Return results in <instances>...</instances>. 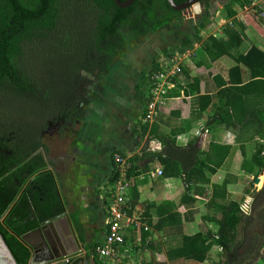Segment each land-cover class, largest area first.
<instances>
[{
    "label": "trees",
    "instance_id": "16d2710c",
    "mask_svg": "<svg viewBox=\"0 0 264 264\" xmlns=\"http://www.w3.org/2000/svg\"><path fill=\"white\" fill-rule=\"evenodd\" d=\"M186 1L175 0L177 3ZM252 1H225L217 10L227 19H233V22L225 23L221 33L210 34L202 40L200 31L211 22L212 0H200L205 18L195 27L193 34L182 38L177 48H164L153 59L150 70L142 73L141 82L145 83L160 71V58L172 56L176 52L185 53L195 43L201 42L202 52L212 63L223 57L233 60L226 76L220 73L214 75V91L200 89L201 77L198 74L208 71L203 69L204 62L198 61L194 63L199 68L195 72L198 74L191 76L196 67L193 66L191 70L189 65L192 66L193 61L188 57L179 76L191 82L183 84L178 76L174 79L175 89L169 91L168 95H180V88L185 89V95L198 94L199 110L202 113L212 110V114L206 118L207 128L221 123L244 125L249 114L247 100L249 97L259 98L263 104L260 112L263 123L264 50L251 45L244 52L234 53L243 44L246 29L242 21L234 19L237 15L235 7L238 5L243 8ZM191 8L176 11L167 0H135L124 8L119 7L115 0H0V95L20 102L16 113L9 112L0 121V136H8L9 133L14 136L11 141L5 140L4 144L10 148L17 145L19 150L18 155L10 160L7 155H3L4 165L0 170V233L18 264H30L31 259L30 249L20 238L30 226H17L14 215L13 203L19 194L20 184L37 175L36 182L41 181L49 187L50 192L55 190L52 176L40 172L46 164L44 158L34 154L41 147L39 132L45 127L47 119L56 120L64 116L71 122L82 120L86 111L79 106V102L84 106L90 103L93 92L100 90L102 80L111 71L112 63L126 43L137 42L167 25H173L181 33L185 14ZM246 17L264 37V28L257 20L252 15ZM214 27L213 24L210 28ZM215 96L220 98L219 103L214 102ZM134 98L145 106L150 101L140 85L135 87ZM181 105L185 107L183 112L180 110ZM188 106V100L174 99L168 105L158 106L154 121H145L136 126L143 137L147 135L149 140H157L161 149L155 152L143 150L141 155L131 156V166L126 172L131 181L142 171H147L149 163L157 160L166 177H181L185 184L182 202L189 201L197 184L209 181L206 173H215L231 151L230 146L215 142H211L205 150L202 137H195L186 145H181L177 142L181 129H172L169 133L160 131L165 116L183 118ZM117 153L125 156L122 152ZM33 154V159L28 162ZM10 156L13 157V154ZM14 165L18 169L12 172L11 166ZM241 167L252 174L264 170V141L258 143L252 157L244 159ZM119 176L120 171L115 167L110 183L116 182ZM247 193L254 198L251 215L241 213V203L247 195L240 201L230 200L218 204L220 215L209 218L217 225V230L184 235L182 245L168 251V259L204 263L211 249L217 246L221 248V255L215 264L264 262V185L256 192L247 190ZM112 195L113 192L108 191L109 200L106 203L112 200ZM26 198L24 196L22 200ZM221 198L225 199V195ZM47 207L48 204L45 205ZM133 207L134 203H127L128 214H131ZM75 224L81 230L77 221ZM144 229L141 239L143 244L149 236ZM101 244L88 246V264H108L96 255ZM140 248L142 246L137 247ZM71 261L70 264H77L79 259L75 256L71 257ZM119 264L128 262L122 260ZM150 264L166 263L151 260Z\"/></svg>",
    "mask_w": 264,
    "mask_h": 264
},
{
    "label": "crops",
    "instance_id": "0c3cea01",
    "mask_svg": "<svg viewBox=\"0 0 264 264\" xmlns=\"http://www.w3.org/2000/svg\"><path fill=\"white\" fill-rule=\"evenodd\" d=\"M217 17L222 21L227 19L225 16ZM241 19L246 26L245 30L248 26L252 27L246 16H242ZM259 37L261 45H252L264 50V37L261 34ZM205 61L203 69L208 72L195 73L199 68L194 66L193 62L190 68L191 70L193 66L196 68L193 69L194 73L191 76L198 74L201 77L200 89L214 91V75L220 73L226 76L233 60L223 57L213 63L209 59L208 63ZM130 65L128 68L122 62L115 66L111 79L103 84V93L94 94L90 103L83 106L86 111L85 117L79 123H73L59 131V134L57 133L54 139L52 137L51 142H48L49 157L45 161L46 170L42 173L52 176V186L55 190L50 192L49 187L43 185L41 181L36 182L37 175L32 177L31 184L28 185V180L20 184L19 194L13 203L14 215L17 226L23 228L30 226L20 238L30 249L31 256L32 248L42 244L38 229L48 220L63 215L64 219L61 222L59 220V226L65 227L71 222L79 241L83 244L81 252L66 257L76 256V259H79L77 264H88L86 258L88 246L103 243L106 236V200H109L107 195L111 187L110 177L116 167L113 161L114 153L122 152L126 157H131L141 155L144 147H146L144 150L150 152L161 149L157 140H149L147 135L143 137L141 133L140 137L145 139L135 149L137 145H134L132 139L136 138L138 133L137 125L135 124L131 131L127 128L126 120L129 114L124 108L130 99L126 98V92L130 93L132 88L137 86L136 82H130L134 69V65L131 63ZM125 69H129V72L120 76ZM178 79L186 85L191 82V80L186 81L184 76H179ZM179 90L180 95L168 100L166 105L174 99H185L189 101L188 111L183 118L165 116V122L160 124V131L169 133L172 129H181L179 136L186 138L181 145H186L195 137H202L205 150L211 142H215L230 146L231 151L215 173H206L208 182L199 183L193 188L188 202H182L185 184L181 177L153 175L156 168H162L157 160L149 163L147 171H142L138 176L131 178L126 200L127 203H134L130 216L135 223L126 228L123 237L127 245L124 249L130 244L135 248L132 251L128 249L130 250L129 260L126 259L128 264H150L151 260L166 264H215L221 255L217 246L211 249L209 258L204 263L184 259L170 261L167 253L182 245L184 235H193L200 231H216L217 225L209 218L220 215L218 204L230 200H242L248 194L247 190H250L248 178L253 179L264 171L252 174L241 167L244 159L252 157L258 143L264 141L262 138L264 122L262 123L260 119L263 104L259 98L249 97L247 100L249 114L248 121L244 125L221 123L207 128L206 118L212 114V110L202 113L199 110L198 94L185 95L184 88ZM109 92L111 95L107 96ZM219 101L220 98L215 96L214 102L219 103ZM180 110L183 112L185 107L181 105ZM202 123L204 127H201ZM199 131L201 132L198 133ZM74 132L77 134L75 140L71 139ZM28 189L31 190L30 193ZM224 195L225 199H222ZM24 196L27 198L22 200ZM46 204L49 207L45 208ZM46 215L50 216L45 218ZM75 221L80 224L81 230L77 229ZM143 228L149 234L145 244L141 240ZM137 246L142 248L137 249ZM40 254L30 264H52L45 262L44 255ZM131 255L133 258L130 260ZM107 263L113 264V262Z\"/></svg>",
    "mask_w": 264,
    "mask_h": 264
},
{
    "label": "rangeland",
    "instance_id": "374dc122",
    "mask_svg": "<svg viewBox=\"0 0 264 264\" xmlns=\"http://www.w3.org/2000/svg\"><path fill=\"white\" fill-rule=\"evenodd\" d=\"M225 1H228V0H212L211 9H210L212 16H210L209 18V22L210 21L211 22L208 23L206 27L200 31V36L202 40H205L210 34L219 33V27H221V31H222V26L225 23L233 22V19H226L222 21L221 19H219V17L216 18V16H223L221 12L220 14H218L217 8H219ZM235 9H236L237 15L234 17V19L242 21L243 20L241 19L242 16L252 15L257 20V22L264 28V0H253L250 5H246L243 8L237 5ZM205 16L206 14L204 13V10L201 4L200 6L199 5L193 6L191 10L187 11L185 14L181 33L178 32V30L173 25H167L155 31V33L152 36L148 35L146 37H143L142 39L139 40V42L130 41L126 43L125 48L118 53L116 57V63H119L122 61L125 65L126 63L128 64L131 63L134 65L133 66L134 69L132 70L130 82L131 83L136 82L137 85L141 86V88L143 89V92L146 94L150 90L149 85L151 84L150 82L151 80L147 79L145 83H142L140 80L142 73L144 71L150 70L153 59L158 54L160 55L161 51L164 48L175 49L180 45L182 38L185 35L193 34L195 27L198 26L202 22ZM244 20L246 22V19ZM211 23L215 25L214 29L210 28L211 25H213ZM258 38L260 37H259V33L257 32V30L252 28L251 26H248L247 30H245L244 32L245 43L243 42L240 48L235 49L234 53L238 54L244 51V49H246L252 44L261 45V41H260L261 39L258 40ZM176 53H174L177 55L174 58L175 61H180L182 59L180 61L182 62L185 58H186L185 60H187V58L189 57L190 60H192L194 63L198 61L204 62L205 60H206L205 62L208 63V58L202 52L201 42L195 43L193 45V48L183 55L182 53H179V52H176ZM184 65H185V62H184ZM189 67L191 66L189 65ZM224 67L222 68V70H224ZM192 73H194V71ZM134 93H135V87L132 88V91H130V93L126 92V98L130 100L128 103L125 104V108H124L125 112L129 114V117H127V120H126V124H127V128L130 131L133 130V128L135 127L134 126L135 124L140 126L141 123L145 122L142 118L144 117V114L146 112V106L143 103L141 104L137 102V100L134 98ZM110 95H111V92L107 94V96H110ZM19 106H20V102L18 103L13 102L10 98L5 97V95H0V121L3 120V118L6 116L7 113L9 112L16 113L15 109L18 108ZM201 125H202L201 127H204L203 123ZM137 132L138 133L136 134V138L132 139L134 142V145H137L135 149H137L145 139V138L140 137V130H138ZM200 132L201 131H199L198 133ZM55 135H57V132H53V134H48L46 141L51 142V139L49 138L53 137L54 139ZM76 135L77 134L74 132L71 139L75 140ZM59 139H60V136H59ZM185 139L186 138L179 136L178 142L182 144V142H184ZM146 143H147V140L145 141V144ZM256 178H260V180L256 182ZM248 180H249L251 192L252 191L256 192L257 189L260 190L264 185V171L257 177L255 178L253 177V179L248 178ZM259 184L261 185L259 186ZM240 236H241V233H240ZM132 248H135L134 245L132 244L128 245V247H126L127 251L125 250L122 256L118 257L113 262V264H119L122 260H126V259L129 260L128 251L130 250L132 251ZM131 258H133L132 255L130 257V260ZM258 264H264V262L260 261Z\"/></svg>",
    "mask_w": 264,
    "mask_h": 264
},
{
    "label": "built area",
    "instance_id": "2783aa9c",
    "mask_svg": "<svg viewBox=\"0 0 264 264\" xmlns=\"http://www.w3.org/2000/svg\"><path fill=\"white\" fill-rule=\"evenodd\" d=\"M217 12L220 14L221 11L217 10ZM185 53H182V55ZM176 54L162 57L160 60V71L151 76V84L149 85L150 90L147 92L150 101L146 106V113L142 118L144 121H154L158 114V106L166 105L168 100L173 98L168 94L169 91L175 89L176 85L174 79L182 72L183 64L186 59L183 58L184 60L182 62H180L182 59L180 61H175L174 58L177 56ZM113 157L115 166L120 171V176L116 182L110 183L111 187L108 189L109 192H113V195L110 198L112 200L106 205L107 231L103 243L96 250V255L106 262H114L118 257L122 256L125 250L127 251V249L123 247L124 232L127 227L135 223V220L128 214L126 208V196L131 185V181L126 175L128 168L131 166L129 161L130 157L123 156L120 153H114ZM153 175L162 176V168H156ZM253 201L254 198L252 195H247L245 197L241 203L242 214L251 215L253 211ZM219 250L221 251V248H219ZM71 257L74 256L57 259L50 263L70 264Z\"/></svg>",
    "mask_w": 264,
    "mask_h": 264
},
{
    "label": "water",
    "instance_id": "95a60500",
    "mask_svg": "<svg viewBox=\"0 0 264 264\" xmlns=\"http://www.w3.org/2000/svg\"><path fill=\"white\" fill-rule=\"evenodd\" d=\"M134 1L135 0H115L116 4L122 8L130 6ZM167 1L176 11L184 10L196 5L200 6V0H187L183 3H177L175 0ZM149 162L150 161H148V163ZM258 180L259 178L256 179L257 182ZM63 219V215H60L58 218L48 220L40 227V229H38V232L41 234L42 244L32 248L30 263L41 255L40 253L44 255V261L50 263L57 259H61L62 257L77 254L79 251L81 252L83 244L79 241L72 223L69 222L65 227L59 226V220L61 222ZM0 264H18L1 233Z\"/></svg>",
    "mask_w": 264,
    "mask_h": 264
},
{
    "label": "flooded vegetation",
    "instance_id": "af4514ba",
    "mask_svg": "<svg viewBox=\"0 0 264 264\" xmlns=\"http://www.w3.org/2000/svg\"><path fill=\"white\" fill-rule=\"evenodd\" d=\"M155 32H152V33H150V34H148V35H153ZM147 35V36H148ZM137 42H139V41H137ZM141 43V42H140ZM122 51V50H121ZM120 64L122 63V61L121 62H119ZM119 63H116V59H115V61L112 63V69H111V71L104 77V79L102 80V83H101V88H100V90L99 91H94L93 92V94H97V93H103L102 91H103V84H104V82L106 81V80H110L111 79V76H112V74H114L113 73V71H114V68H115V66H117ZM126 67H130L131 65L130 64H128V63H126V65H125ZM126 72H129V69H125V71H124V73L122 74V75H120V76H124L125 74H126ZM128 74V73H127ZM98 81V80H97ZM94 96V95H93ZM137 102L138 103H141V102H139L138 100H137ZM142 104V103H141ZM79 106L81 107V108H84L83 106V104L82 103H80L79 102ZM81 120H77V119H75V120H73L72 122L71 121H67L65 118H64V116H60V117H58L56 120H53V119H47V123H46V125H45V127L44 128H42L41 130H40V140H41V147H39V149L34 153V154H39V155H41L43 158H44V160L45 161H47L48 160V157H49V150H47V144H48V142L46 141V139H47V136H48V134H52L53 132H56L57 131V133L59 134V131H62V130H64V129H66L67 128V126H71L73 123L75 124V123H79ZM14 136L12 135V133H9V135L8 136H6V135H4V134H2V136H0V170H2V168H3V165H4V157H3V155L5 156V155H7V158L10 160L11 158L13 159L15 156H17L18 155V153H19V150H18V147H17V145L16 146H13L12 148H10V147H8V145H5L4 144V141L5 140H7V141H11L12 140V138H13ZM49 139H51V138H49ZM11 154H13V157L12 156H10ZM34 154L28 159V162L31 160V159H33V157H34ZM11 171L12 172H14V171H17V169H18V166H16V165H14V166H11ZM46 170V165L43 167V168H41V171L40 172H42V171H45ZM35 175H33V176H31V177H29V179H28V185L29 184H31L32 183V181H33V178L32 177H34Z\"/></svg>",
    "mask_w": 264,
    "mask_h": 264
}]
</instances>
